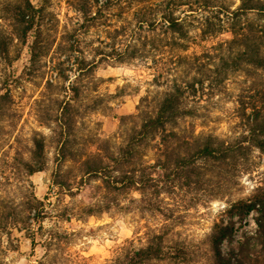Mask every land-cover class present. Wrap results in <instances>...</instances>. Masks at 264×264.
I'll list each match as a JSON object with an SVG mask.
<instances>
[{
	"label": "rangeland",
	"instance_id": "374dc122",
	"mask_svg": "<svg viewBox=\"0 0 264 264\" xmlns=\"http://www.w3.org/2000/svg\"><path fill=\"white\" fill-rule=\"evenodd\" d=\"M9 1L0 0L2 34L12 32L9 19L2 17ZM30 1L44 8L41 43L55 41L35 63L30 61L29 48L33 33L25 42L11 40L8 58L0 56V95H4L0 100V264H111L125 249L145 245L150 229L161 228L166 229V242L183 244L204 256L209 254L207 236L215 224H232L231 236L219 244L222 250L254 231L256 211L239 217L224 210L238 199L249 198L264 180V153L256 148L247 152L242 164L200 162L198 174L190 179L193 182L183 185L180 180L153 196L134 190L112 193L100 188V180L95 179L80 185L79 178L71 177L68 189L53 184L57 169L75 165L73 155L61 159L57 153L58 103L73 94L67 86L78 87V96L70 100L74 108L71 148L90 156L123 145L139 125L141 112L153 111L164 90L154 78L163 80L183 66L177 70L170 55L179 52L177 48L168 53L149 43L144 47V30L139 55L118 59L119 47L116 52L110 47L112 37L119 39L131 21L121 4L105 7L94 20H85L74 9L73 0ZM226 2L235 5L238 0ZM156 33L160 36L159 30L148 34L158 38ZM61 41L60 48L55 47ZM193 41L187 43L186 52H200L211 43L197 36ZM83 58L91 69L85 65L76 78L77 63ZM48 80L52 85L47 87ZM263 82L262 69L230 72L220 91H203L190 102L194 114L182 120L180 128L225 140L238 137L244 124L236 111L237 96L246 94L249 84L257 90ZM35 133L44 136L46 166L28 174L23 163L29 158ZM141 153L142 160L152 161L153 150L148 146ZM34 196L43 203L45 216L37 222L26 221L23 208Z\"/></svg>",
	"mask_w": 264,
	"mask_h": 264
},
{
	"label": "trees",
	"instance_id": "16d2710c",
	"mask_svg": "<svg viewBox=\"0 0 264 264\" xmlns=\"http://www.w3.org/2000/svg\"><path fill=\"white\" fill-rule=\"evenodd\" d=\"M72 3L85 20H94L105 7L125 6L131 18L130 25L119 34V39H116L117 35L113 36L110 44L115 52L119 47L118 59L139 55L140 33L144 30L143 46L149 43L151 47L166 49L168 53L177 48L179 52L170 55L177 70L180 65L183 70L168 74L163 80L154 78L164 90L153 111L141 112L139 125L128 134L123 145L116 151L102 153L98 150L90 156L71 148L74 108L70 100L78 96V87L67 86L73 94L58 103L55 121L60 130V143L57 153L61 159L73 155L71 159L75 165L54 172L56 187L68 189L71 177L79 178L80 185H89V181L95 179L100 180V188L112 193L134 190L144 197L153 196L180 180L183 185L193 182L190 179L198 174L200 162L226 164L240 161L242 164L251 148L264 153V82L257 90L249 84L246 94L237 96L236 111L244 124L238 137L225 140L210 134L196 135L193 130L180 128V122L194 114L190 102L201 97L203 91L209 94L220 91L221 83L230 72L252 68L264 70V0H238L235 5L226 0H73ZM43 12L42 6H34L30 0L6 2L2 17L9 19L12 32L0 33L2 58H8L11 40L17 38L25 42L31 33V63L51 49L55 39L41 43ZM249 14L253 17L249 18ZM156 30L160 32V36L156 33L158 38L148 34ZM196 36L200 41L211 43L205 44L200 52H186L187 43ZM61 44L62 41L57 42L55 47L60 48ZM85 65L91 69L84 58L77 63L76 78L84 72ZM51 85L48 80L47 87ZM1 99L4 95H0ZM32 144L29 158L23 163L28 174L42 171L46 166L43 134L35 133ZM147 146L153 150L152 161L141 159L144 154L141 149ZM42 205L35 196L27 200L23 208L26 221L28 218L35 222L41 220L45 216ZM153 209L159 211V208ZM251 211L258 213L254 231L243 235L227 250L220 249L219 244L232 234V224L229 223H217L211 228L207 236L209 254L204 256L183 244L166 242V229H150L146 233L145 245L125 249L111 264H264V180L255 186L249 198L238 199L224 210L230 216L239 217ZM11 213L18 215L19 212Z\"/></svg>",
	"mask_w": 264,
	"mask_h": 264
}]
</instances>
